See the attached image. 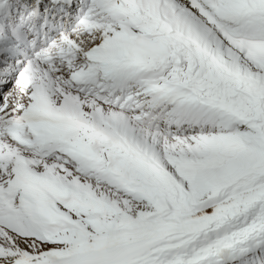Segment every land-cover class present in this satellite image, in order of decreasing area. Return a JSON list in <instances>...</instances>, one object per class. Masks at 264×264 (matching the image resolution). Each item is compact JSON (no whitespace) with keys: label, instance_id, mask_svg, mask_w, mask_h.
Returning <instances> with one entry per match:
<instances>
[{"label":"snow or ice","instance_id":"snow-or-ice-1","mask_svg":"<svg viewBox=\"0 0 264 264\" xmlns=\"http://www.w3.org/2000/svg\"><path fill=\"white\" fill-rule=\"evenodd\" d=\"M0 264H264V0H0Z\"/></svg>","mask_w":264,"mask_h":264}]
</instances>
